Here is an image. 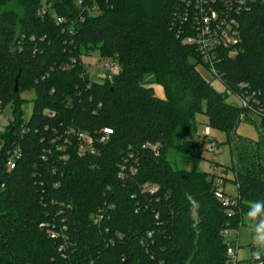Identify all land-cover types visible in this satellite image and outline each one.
<instances>
[{"label":"trees","instance_id":"trees-1","mask_svg":"<svg viewBox=\"0 0 264 264\" xmlns=\"http://www.w3.org/2000/svg\"><path fill=\"white\" fill-rule=\"evenodd\" d=\"M92 1L94 11L47 0L42 12L43 0H0V101L11 106L0 131V264H226L223 230L264 218V164L235 134L252 113L264 133V0L236 16L237 54L217 48L225 91L199 73L208 63L185 43L197 22L179 0ZM93 50L118 70L91 79L83 56ZM198 113L232 141L223 169L234 205L216 196L212 174L167 159L171 149L201 155L204 138L189 135ZM178 129L186 136L175 144Z\"/></svg>","mask_w":264,"mask_h":264},{"label":"rangeland","instance_id":"rangeland-1","mask_svg":"<svg viewBox=\"0 0 264 264\" xmlns=\"http://www.w3.org/2000/svg\"><path fill=\"white\" fill-rule=\"evenodd\" d=\"M101 59L97 50H93L88 55L83 56L86 72L91 79L96 81H100L103 77L107 76L104 67L101 66ZM197 69L203 78L209 81L216 90L225 91L223 83L207 68L198 65ZM145 78L151 79L152 75H147ZM152 86L157 96H164L163 90L158 84L154 83ZM227 94L226 101L228 103L234 106L241 104L236 94L229 92ZM22 97L26 99L22 110L24 117L28 118L33 108L34 93L33 91H25L22 93ZM9 106L4 107L3 113L6 118L11 117V106ZM196 120V129L189 135L194 139L201 140L204 132L209 128L208 138L218 144V151L215 153L203 149L201 155L195 157L178 152L176 149H171L167 154V159L175 168L195 169L207 173L213 172L216 176L225 177L224 185L222 186L225 193L231 197L237 196V185L233 182L232 171H224L223 169V166L229 167L232 164L230 143L227 142L225 133L219 129L207 126V119L202 113L196 114ZM259 120V116L254 113L250 114V117L246 116L238 123L235 134L247 138L252 142L264 164V138L263 133L258 129ZM185 136L186 134L178 129L175 133V144H178ZM229 233L233 246L236 247V243L238 246L236 250L238 264H264V218L258 221L248 215H244L240 227L231 229ZM254 255L260 256L261 258L253 261Z\"/></svg>","mask_w":264,"mask_h":264},{"label":"built area","instance_id":"built-area-1","mask_svg":"<svg viewBox=\"0 0 264 264\" xmlns=\"http://www.w3.org/2000/svg\"><path fill=\"white\" fill-rule=\"evenodd\" d=\"M181 4H184L186 8H190L194 12V17L197 22V28L195 29L194 35H191L185 39V43L195 44L199 49L202 59L208 63V70L213 74L216 73V69L213 66V58L217 52L218 47H223L227 50L229 56H234L237 54V45L240 40L239 36V24L236 19V16L241 13L249 4V1L253 0H179ZM78 5L82 9H87L89 11L96 10L95 2L88 0V3L92 4L89 6L87 0H77ZM84 2V3H83ZM49 4L47 0H43V3L39 10L42 12L47 8ZM66 19L64 17H58L57 23H63ZM101 66L104 67L105 72L112 74L118 70V65L109 60L102 59L100 61ZM240 99V106H248V97L241 94H236ZM4 106L0 101V131H2V126L6 118L4 113ZM255 114V113H254ZM5 118V119H4ZM106 133L111 131L108 129L104 130ZM263 133V132H261ZM264 134V133H263ZM80 135H82L80 133ZM209 128L204 132V140L200 144V148L206 149L210 152L218 151V144L215 141H212L208 138ZM230 143V148L232 146V141ZM3 147V144L0 142V149ZM155 146L154 148H156ZM212 172V171H211ZM213 175L214 185L217 187L215 192L216 196L227 206L234 205L236 202L235 197L227 195L222 188L224 185L225 177L216 176L213 172L210 173ZM234 176V175H233ZM230 230H223V238L226 246V264H238L236 257V250L238 248L237 243L236 247L233 246V243L230 239ZM260 256L254 255L253 261L260 259Z\"/></svg>","mask_w":264,"mask_h":264},{"label":"water","instance_id":"water-1","mask_svg":"<svg viewBox=\"0 0 264 264\" xmlns=\"http://www.w3.org/2000/svg\"><path fill=\"white\" fill-rule=\"evenodd\" d=\"M195 170V169H194Z\"/></svg>","mask_w":264,"mask_h":264}]
</instances>
